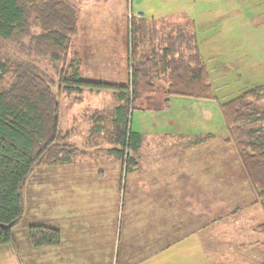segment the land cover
Returning <instances> with one entry per match:
<instances>
[{"label":"rangeland","instance_id":"374dc122","mask_svg":"<svg viewBox=\"0 0 264 264\" xmlns=\"http://www.w3.org/2000/svg\"><path fill=\"white\" fill-rule=\"evenodd\" d=\"M73 2L78 27L77 35L73 38V51L78 52L82 60L81 77L110 87L85 88L82 93L69 95L59 94L56 86H53V92L57 94L60 104L62 134H66L69 137L68 142L77 146L76 148L84 154L76 157L77 159L75 158L70 166L39 167L31 174L24 188V197L28 201L27 206L32 203V208L30 207L23 219L13 227L12 233L18 236L17 238L26 237V233L28 235L26 227L33 221H52L50 227L57 228L61 225L62 239H67L70 236V218L74 216L72 214L73 216L69 217L68 213L83 211L84 207L82 203L75 202L76 197H70L69 199H74V202L66 203L63 210L59 208L56 211V198L59 197L56 193L59 188H66L65 179L73 172L86 171L92 174V177L86 176L87 182H92L91 180L95 178L99 183V179H102L104 187L103 190L102 187L99 188L102 191L101 196L103 193L107 196L106 201L103 202V206L107 209L95 212L96 215L90 217V222H96L97 225L106 224V235L117 238L119 250L115 264L122 263V252L125 250L123 237L124 235L129 237V233L125 230L128 222L126 210L133 213L132 208L138 201L139 189L142 190L146 186L151 191L148 192L149 194L153 195L154 192L156 196L162 195H157L153 188L155 167L159 166V170H162L161 165L165 170L172 167L168 161L156 163L151 152L157 151L156 157H160L161 154L166 157L177 151L173 142L165 140L164 133L168 132L169 128L164 127L162 128L164 135H160L156 141L146 143V151L140 160L138 157L140 163L130 175L123 171L121 161L112 152V149L118 146L117 141L121 132L120 126L114 121L116 108L119 105L118 87L128 83L131 77L128 67L131 22L135 17H146L147 24L150 27L156 26L159 31L170 33L181 27L190 34L196 32L200 52L204 56L214 86L215 100L188 101L190 99L185 98L181 102L191 107L189 104L196 101L204 112L207 111L209 114L210 111L213 119L209 123V128L216 134L214 140L195 148V151L193 149L188 152L183 151V154L190 153L197 158L192 163L195 171L196 166L201 167V171H197L199 179L195 180V188H200L199 193L197 192L200 195L195 194V201L199 202L196 205L203 203L204 218L208 217L207 221L210 220V226H206L204 230L205 236L210 233L206 248L208 258L205 256L204 260L189 258L185 260L186 264H262L263 238L255 232V228L264 222V214L261 207L256 204L255 191L234 146L225 143L226 129L218 109V102L229 101L254 86L264 87V0H74ZM39 4L44 6L43 3ZM39 18L36 13L31 15L29 32L21 40L4 42L0 39V58L8 59L13 64V70L21 62H26L31 65L32 70L40 75H47L57 84L62 63H53L50 52L39 43L38 38L45 31L44 21L41 22ZM12 81L13 73H10L3 83L4 88H8ZM175 98H172L173 103L160 113V117H165L168 123L178 106ZM150 101L153 103L152 107L161 108L165 104L161 91ZM260 106L264 107V99ZM193 107H197L196 103ZM136 117L137 113L134 117L132 115L131 128L136 126ZM154 124L151 122L150 126L154 127ZM201 124L205 122L198 121V126ZM100 126H103L102 131L97 130ZM146 168L149 170L145 172ZM202 174H204L203 178H201ZM150 176L152 179L147 178ZM115 187H118L119 191H115ZM72 189L77 193L76 188L71 186L69 190ZM83 196L82 198H86V194ZM199 206L194 205V217L203 211ZM55 221L58 223L57 226ZM146 232L153 240L155 230L146 224L137 227L136 238H144ZM15 251L11 252L9 249L1 251L0 264H30L28 259L36 264H43L46 261L42 262L41 255L34 257L25 249H20V253L16 247ZM106 253L108 261L110 251ZM177 261L169 263L165 260L164 264H182L184 259ZM155 262V259H150L145 264H155Z\"/></svg>","mask_w":264,"mask_h":264},{"label":"trees","instance_id":"16d2710c","mask_svg":"<svg viewBox=\"0 0 264 264\" xmlns=\"http://www.w3.org/2000/svg\"><path fill=\"white\" fill-rule=\"evenodd\" d=\"M47 1L0 0V39L21 40L29 32L31 15L36 13L45 28L39 43L50 52L53 63H62L56 84L26 62L13 70L8 59L0 58V246L11 243L16 248L12 229L25 216L24 188L31 174L39 167L69 164L84 154L62 134L60 104L53 86L59 94L69 95L82 93L85 88L110 87L81 77L82 60L73 51V38L78 32L74 0ZM146 20L135 17L131 22L128 40L131 77L118 87L119 105L114 121L121 132L118 146L112 151L126 174L138 166L137 155L143 144L142 134L131 128L134 112L162 110L175 97L215 100L210 71L200 52L196 32L190 34L178 27L166 33L154 25L150 27ZM10 73L13 81L4 88ZM159 91L165 104L161 108L152 107L150 100ZM263 99L264 87L254 86L229 101H219L218 109L226 129L225 143L234 146L255 191L256 204L264 214V107L260 106ZM213 137L212 134L197 137L188 147ZM11 223V229L1 227ZM255 232L262 236L264 247V222ZM28 236L33 247L56 245L61 240L58 229L44 225L30 226Z\"/></svg>","mask_w":264,"mask_h":264},{"label":"crops","instance_id":"0c3cea01","mask_svg":"<svg viewBox=\"0 0 264 264\" xmlns=\"http://www.w3.org/2000/svg\"><path fill=\"white\" fill-rule=\"evenodd\" d=\"M184 99L185 98L179 97L174 99L177 101L178 106L173 111V118L170 119L169 123L166 122L165 117H160V113L164 111L165 108L155 111L135 112L137 113V121L135 122L136 126H134L132 130L139 132L143 136V144L137 155L139 160L146 151V143L152 142L153 140L156 141L160 135L164 134L165 140L173 142L176 145L177 151L166 157H163V154H161L160 157H156L158 152H151L153 153L152 156L155 157L154 160L156 163L168 161L172 167L170 166L171 169L168 168V170H165L162 165V170L158 169L159 166L155 167L153 173V188L157 195H162L156 196L154 192L153 195L149 194L148 192L151 191L148 190L146 186V188L142 190L139 189L138 201L136 206L132 208L133 213L131 214L130 211L126 210L125 214L128 222H126L125 230L126 233H129V237L127 238L125 235L123 237V239H125L123 240V248L125 250L122 252L124 261L122 260L121 264H145V262L150 259H155V264H164L165 260L170 263L174 260L178 262L177 260L183 261L184 259L182 264H186L185 260L189 258L192 260L194 258H201L204 260V256L208 258V250L206 248L210 233L205 236L204 230L206 226H210V220L208 219L207 221L208 217L204 218L203 203L196 205V203L199 202L195 201V194L200 195L198 194L200 188H195V180L199 179L197 171H201V167L198 168V166H196L195 171L192 163L194 159L197 158H194L190 153L183 154V151L188 152L192 149L195 151V148L197 149L210 141L206 140L198 145L188 147L195 138L212 134L214 137L211 140H214L216 134L211 132L209 128V123L213 119L211 112L208 111L209 114L207 111L204 112L196 101L189 104L191 107H188V104L184 102V104L181 103ZM172 101L170 105L173 103ZM188 101L192 100L190 99ZM195 103L197 107H193ZM198 121H201V123L205 122V124L198 126ZM151 122L155 123L154 127L150 126ZM164 127L169 128V130L163 134L164 130H162V128ZM97 130L102 131L103 126H100ZM117 159L119 158L117 157ZM139 160L138 165L140 163ZM72 162L60 167L57 166V168L70 166ZM136 168L128 175L134 173ZM144 170L146 172L149 168ZM87 175L92 177V174H88L86 171L80 170L73 172L66 178L67 180L65 179V181H67L66 188H59L56 193V195H59V197L56 198V211H58L57 209L59 208V210H63L66 203L74 202V199H69L70 197H76L75 202L78 204L82 203L84 207L83 211L78 210L68 213L69 217L74 215L73 218H70V236L67 237V239H62L61 235V240L56 245L33 247L27 233L26 237L23 236L20 238H17L18 236L12 233L14 243L19 252L20 249H25L26 252H31V255L33 254L34 257H39L41 255L43 258L42 262L46 260L43 264H115V258L117 260L119 250V248H117V238L106 235V224L101 225V223H98L97 225L96 222H90V217L95 216V212L98 210L103 211L104 208L107 209V207L103 206V202L106 201L107 196L104 193L103 196H101L102 191L99 189L102 187L103 190L104 184H102V179H99L100 182L98 183V180H95V178L91 180L94 184H92V182H87ZM99 175L101 174L99 173ZM203 175L204 174H202L201 178H203ZM145 176H147V174ZM147 178L152 179L151 176ZM71 186L76 188L75 191L77 190V193L73 192V189L69 190ZM115 191H119L118 187H115ZM124 192L123 190V193ZM83 194H86V198H82L84 197ZM25 202L26 212H28L32 203H29V206H27L28 201L26 199ZM194 205H200L203 209V211L196 214L197 216L195 217ZM94 208L96 211H94ZM128 209H131L130 206ZM206 211H208V209ZM55 222L57 226L58 223L57 221ZM51 224H53L52 221H33L30 225H27L26 229L28 230L32 225L50 227L52 226ZM141 224L149 225L155 230L153 233L154 242L150 239L147 232L144 238H136L137 227ZM56 229H58L60 233L62 231L63 234V227L61 225H58ZM7 249L11 250V252L15 251L14 245L11 243L0 246V252H4V250ZM107 251H110V260L108 261L106 260ZM145 254H147V256ZM28 260L30 264H36V262L30 259Z\"/></svg>","mask_w":264,"mask_h":264},{"label":"water","instance_id":"95a60500","mask_svg":"<svg viewBox=\"0 0 264 264\" xmlns=\"http://www.w3.org/2000/svg\"><path fill=\"white\" fill-rule=\"evenodd\" d=\"M13 226V224H8V225H1V227L4 229V230H7V229H11Z\"/></svg>","mask_w":264,"mask_h":264}]
</instances>
